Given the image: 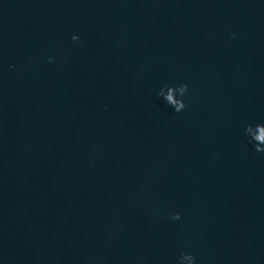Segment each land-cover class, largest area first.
Returning a JSON list of instances; mask_svg holds the SVG:
<instances>
[{"label":"water","instance_id":"obj_1","mask_svg":"<svg viewBox=\"0 0 264 264\" xmlns=\"http://www.w3.org/2000/svg\"><path fill=\"white\" fill-rule=\"evenodd\" d=\"M249 124L264 0H0V264H264Z\"/></svg>","mask_w":264,"mask_h":264},{"label":"clouds","instance_id":"obj_2","mask_svg":"<svg viewBox=\"0 0 264 264\" xmlns=\"http://www.w3.org/2000/svg\"><path fill=\"white\" fill-rule=\"evenodd\" d=\"M232 38H236L235 34L232 35ZM72 40L74 42H79L80 36L74 35ZM49 63H55V60L49 57ZM10 68H14V66H10ZM188 94L189 85L184 82L171 86L166 84L161 87L159 91V96L169 107L174 109L177 114L188 110V103H186ZM245 135L248 138V142L254 146L256 152L264 154V124H256L255 126L252 124L247 125ZM181 218L179 213L171 217L173 220H180ZM177 264H198V261L195 254L182 251L178 256Z\"/></svg>","mask_w":264,"mask_h":264}]
</instances>
